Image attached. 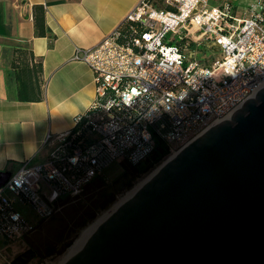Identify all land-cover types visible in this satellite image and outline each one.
Masks as SVG:
<instances>
[{
	"label": "built area",
	"instance_id": "1",
	"mask_svg": "<svg viewBox=\"0 0 264 264\" xmlns=\"http://www.w3.org/2000/svg\"><path fill=\"white\" fill-rule=\"evenodd\" d=\"M140 0L121 25L74 59L92 72L94 97L73 127L48 134L39 163L0 186V245L23 239L121 160L137 166L157 143L177 153L264 88V0L238 13L230 1ZM128 27L122 32V27ZM208 49L201 57L200 47Z\"/></svg>",
	"mask_w": 264,
	"mask_h": 264
},
{
	"label": "water",
	"instance_id": "2",
	"mask_svg": "<svg viewBox=\"0 0 264 264\" xmlns=\"http://www.w3.org/2000/svg\"><path fill=\"white\" fill-rule=\"evenodd\" d=\"M63 264H264V88L167 159Z\"/></svg>",
	"mask_w": 264,
	"mask_h": 264
},
{
	"label": "crops",
	"instance_id": "3",
	"mask_svg": "<svg viewBox=\"0 0 264 264\" xmlns=\"http://www.w3.org/2000/svg\"><path fill=\"white\" fill-rule=\"evenodd\" d=\"M139 1L0 0V174L43 161L46 136L73 127L94 97L92 72L75 50L99 43ZM224 1L242 13L254 0H209Z\"/></svg>",
	"mask_w": 264,
	"mask_h": 264
},
{
	"label": "rangeland",
	"instance_id": "4",
	"mask_svg": "<svg viewBox=\"0 0 264 264\" xmlns=\"http://www.w3.org/2000/svg\"><path fill=\"white\" fill-rule=\"evenodd\" d=\"M245 2L241 7L245 6ZM199 49L201 51L197 53V57H201L204 52L209 54L204 46ZM170 156L172 154L166 153L159 162L148 166L142 173H131V177L125 182L124 189L121 191L116 189L108 191L109 185L120 176L121 168V164L117 162L111 164L104 170V179L95 178L78 195L63 196L59 210L45 221L36 219L27 207L18 204V210L33 223L34 230L23 239L1 244L0 264H12L17 256L25 252H29V259L25 264L58 263L89 224L109 210L135 185L145 180L156 168L171 158ZM105 193H109V197L101 200V194Z\"/></svg>",
	"mask_w": 264,
	"mask_h": 264
},
{
	"label": "bare ground",
	"instance_id": "5",
	"mask_svg": "<svg viewBox=\"0 0 264 264\" xmlns=\"http://www.w3.org/2000/svg\"><path fill=\"white\" fill-rule=\"evenodd\" d=\"M176 153H174L172 156L173 157ZM170 159V158H169ZM161 166V165H160ZM159 166V167H160ZM156 168L148 177L139 182L137 185H135L134 188L129 190L121 199H119L118 202L113 204L109 210L105 211L102 215L97 217L91 224H89L79 235V237L73 242V244L66 250L67 252L62 256V258L58 261L56 264H63L71 255H73L75 252H77L86 239L90 236V234L95 230V228L103 221L105 220L119 205H121L124 201L129 199L134 193L138 190V188L147 180L149 177H151L158 169Z\"/></svg>",
	"mask_w": 264,
	"mask_h": 264
},
{
	"label": "trees",
	"instance_id": "6",
	"mask_svg": "<svg viewBox=\"0 0 264 264\" xmlns=\"http://www.w3.org/2000/svg\"><path fill=\"white\" fill-rule=\"evenodd\" d=\"M155 4H156V6H158V7H163V5H162V0H155ZM120 29H122V32H127L128 31V27H126V26H124V27H122V28H120ZM15 53H17V56H16V58H18L23 52H22V50L21 49H17V50H15ZM40 62H39V67H40ZM13 66H14V63H13ZM166 153H167V149H166V146L164 145V144H162V143H157V146H156V150H155V154L152 156V161L150 162V164L149 165H147V166H142L141 168H138V167H136V169H135V172L134 173H142V172H144L147 168H148V166H151L152 164H155V163H157V162H159V160L164 156V155H166ZM93 182V181H92ZM91 182V183H92ZM109 196H106V197H102L101 198V200H103V199H107Z\"/></svg>",
	"mask_w": 264,
	"mask_h": 264
},
{
	"label": "flooded vegetation",
	"instance_id": "7",
	"mask_svg": "<svg viewBox=\"0 0 264 264\" xmlns=\"http://www.w3.org/2000/svg\"><path fill=\"white\" fill-rule=\"evenodd\" d=\"M118 163L121 164L120 174L119 175H121L123 173H128L129 178H130L131 177V173L135 172L136 166H132L127 161L121 160ZM101 195H102V197H106V196H109V193H105V194H101Z\"/></svg>",
	"mask_w": 264,
	"mask_h": 264
}]
</instances>
